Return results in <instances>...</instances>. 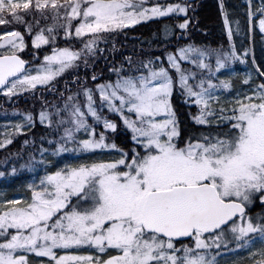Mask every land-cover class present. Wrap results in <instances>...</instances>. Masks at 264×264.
<instances>
[{
  "label": "snow or ice",
  "instance_id": "1",
  "mask_svg": "<svg viewBox=\"0 0 264 264\" xmlns=\"http://www.w3.org/2000/svg\"><path fill=\"white\" fill-rule=\"evenodd\" d=\"M189 7L180 0L166 5L148 0H0V24L51 11L65 38L84 40L80 48H52L33 68L17 54L26 47L24 34L15 28L0 32V45L8 48L0 54V92L8 97L34 94L65 70H78L81 58L87 67L89 58L103 51L98 45L106 34L149 17L187 16ZM221 11L229 49L188 43L138 65L129 60L128 66L110 69L115 79L102 80L94 73L91 80L100 82L82 89L83 104L79 93L69 92L61 108H54L57 130L68 126L49 140L55 147L41 146L44 174L27 185V197L0 198V264H33L30 255L37 264H219L230 243L236 249L253 248L246 257L249 264H264V212L247 211L257 198L264 203V70L257 66L259 83L249 71L243 84L250 87L233 95L230 64L243 62L248 50L240 53L231 44L233 22L223 4ZM247 16L250 27L264 31V0L255 12L250 7ZM189 23L187 18L179 21L180 36L187 35ZM235 23L239 32V21ZM24 26L33 46L55 43L53 25L34 34L30 22ZM170 31L165 25L166 36ZM188 63L207 72L183 66ZM177 87L198 106L192 119L204 131L195 138L180 139L171 103ZM105 107L130 131L131 148L108 142L106 132L118 125L102 115ZM52 115L47 109L38 113L49 126ZM33 120V112H23L13 128L25 131ZM101 122L104 131L97 133ZM104 149L117 154L60 166L44 158ZM36 166L34 157L21 164Z\"/></svg>",
  "mask_w": 264,
  "mask_h": 264
},
{
  "label": "trees",
  "instance_id": "2",
  "mask_svg": "<svg viewBox=\"0 0 264 264\" xmlns=\"http://www.w3.org/2000/svg\"><path fill=\"white\" fill-rule=\"evenodd\" d=\"M219 1L222 3L229 0H191L187 4L190 5L187 12V19L190 23L187 26V35L180 36L182 30L178 28L180 20L175 17H166L164 19L146 21L138 23L129 28L116 30L110 34H106L104 40L98 45L103 51H97L95 56L89 58V64L85 67L83 59L79 64V69L75 72L69 71L63 77H58L55 82L48 86L37 88L33 92H25L12 98L0 96V117L8 118L9 115L15 113H23L35 110L36 106H45L46 104H53L61 101L65 96L56 98L59 93L64 95L69 93L67 88L72 90L79 85L88 86L94 83H99L100 80L93 82L91 76L95 73L100 76L102 80L115 79L114 73H110V69L113 67H119L121 65L128 66L129 60L131 64L138 65L141 60H145L151 57H163L166 51H172L174 47H180L183 44L193 43L200 45L204 48H218L220 46H226L228 42L227 30L224 26V15L219 9ZM49 12L46 13L47 16ZM37 18L39 13L30 14ZM229 19L231 15L228 14ZM30 17L25 15L23 22L12 21L8 24H0V32L9 28H15L22 32L27 37L26 49L28 53L31 52L29 39H31L29 33H26L25 23L29 22ZM183 19V18H182ZM181 19V20H182ZM168 25L171 29L169 35H165L164 26ZM34 29L39 26L31 25ZM55 43H49L47 45H40L37 47L38 53H49L50 48L68 46L71 45L75 48H80L81 42H76L75 39L68 38L66 40L63 35L56 30ZM247 39L244 40L247 44ZM4 52L0 50V53ZM25 58H30L28 54H22ZM76 77L77 79H73ZM84 77H88L87 80ZM171 103L173 109L176 112V116L179 122L180 139L186 140L189 135L195 138V134L204 131V128L199 125L192 117L197 113L193 107L184 104L181 94L177 91V88L171 95ZM18 109L19 111H13ZM5 115V116H2ZM62 127L59 131L57 128L53 130L49 129V126L36 125L28 129L24 135L16 134L12 132L6 138H9L8 144L0 142V172L4 175L0 176V188L5 189V197L9 198L15 195L16 192L24 189L25 184L21 182L27 176L15 174L9 169L10 167H21V164H27L32 158L29 155V151L34 146H45L48 138L61 135ZM117 142L123 145V148H127L129 141L125 138H117ZM26 143V144H23ZM3 144V145H2ZM37 150L40 148H36ZM11 164H10V163ZM261 211V207L258 208ZM255 211V207L249 210L252 214ZM29 260L35 264L33 257L29 256Z\"/></svg>",
  "mask_w": 264,
  "mask_h": 264
},
{
  "label": "rangeland",
  "instance_id": "3",
  "mask_svg": "<svg viewBox=\"0 0 264 264\" xmlns=\"http://www.w3.org/2000/svg\"><path fill=\"white\" fill-rule=\"evenodd\" d=\"M189 1H191V0H180V2H186V3H188ZM175 2H177V0H148L149 4L160 3L163 5H166L167 3H175ZM225 3H226V1H225ZM225 3H220L219 8L221 10V5L223 4V8L226 11V13H229L231 15L230 21L233 22L232 27L234 30L232 40H231V44H234L236 47V50L240 53H243L244 49L248 50L243 62H241L240 60H235L230 64L231 73L234 74L232 77L233 88L235 90L233 92V95H234L235 92H241L246 87H250L249 85L243 84L244 76L249 71H251V74L253 77V82L259 83L260 79H259V73L257 72V66H259L260 69L264 70V31H261L259 29L258 25L255 27H250L249 23H248V16H247V12H248L250 7H251L253 12H255L257 9H259L261 7L262 0H251V2H249V0H229V2H227L226 4ZM52 15L53 14L51 11H49V14H47V16H37V18H35L34 16H32L30 14H27V16L30 17L29 22L31 23V25L39 26V28H44L45 30L47 29V27L49 25H53L56 28V30L59 31L63 35V38H65L62 27H61V21L58 19L56 22H54L52 19ZM169 16L178 18L179 20H181L182 18L185 19L187 17V16L185 17V14H183V13H179V14L169 13V14H164L163 16H160V17H149L146 20H139V21H137L136 24L146 22V21L164 19V18L169 17ZM24 19H25V17H24ZM257 19H258V17H257ZM37 20L39 21V24H37ZM236 21H239V27H240L239 32L235 31V28H236L235 22ZM176 23H179V22H176ZM136 24L125 25L124 28H129V27L134 26ZM32 28H33L32 34H34L35 31L39 30V28L34 29L33 26H32ZM124 28H122V29H124ZM12 29L13 28L8 27L7 30L2 31V32H5V33L10 32ZM73 31H74V25H73ZM26 33H27V31H26ZM45 34L46 35L48 34L47 31H45ZM30 37H31V35H30ZM24 38H25V44H27L26 43L27 37L25 35H24ZM65 39L68 40V38H65ZM245 39L248 40L247 44H246V42H244ZM75 40H76V42L82 41V44L84 43V40L81 38H75ZM29 42H30V46L32 48L30 55H29L30 59H31L29 64L34 68L35 66L43 63V56L45 54H48V53H45V52L42 54L38 53L37 46L32 45L31 39H29ZM226 42H228V44L226 46H224V48L227 50L230 47L229 38L226 40ZM49 43H52V42L50 41ZM212 49H215V48H212ZM0 50L8 51V48L6 46L0 45ZM48 50L50 53L52 48H50ZM24 53L28 54V50L26 49V47L24 49L18 50V52H17V54H20V55H22ZM22 56H24V55H22ZM82 59L83 58H81V61H82ZM214 62L215 61H214V57H213L212 58L213 66H214ZM183 66L190 68L192 71H196L198 73L200 71L207 72V69H203V70L198 69V68L192 66L190 63L185 64ZM69 71H71V69L65 70V72L61 73L58 77H60V76L63 77ZM221 72L225 75H228V72H225L224 70H221ZM58 77H56L54 80H56ZM89 87H94V86L91 85ZM37 88H42V87L38 86ZM82 89L83 88H79V89L73 91L72 93L73 94L79 93L77 98L83 104L85 102V97H84V94L82 92ZM177 91L181 94L184 104L187 106L193 107L197 112L198 106H196L194 103H189L188 100L185 98L183 91L180 88L177 87ZM225 91L227 92V91H231V90H225ZM20 94H23V93H20ZM20 94H18V95H20ZM68 95H69V93L66 95L59 93L56 96V98H60L62 96H65L63 99H61V101H59L57 103L45 105V106H36L35 110L30 111V112H33V114H34V120L31 124L27 125V130L30 129L31 127L36 126V125L37 126L38 125L49 126L47 123H41L39 120L38 113L42 109H47L50 113H53L52 125L49 126V129L53 130L54 128H57L58 126L56 124V120L58 119V117L54 113V108H61V105L64 103L65 99H67ZM0 96L12 98V97H15L17 95H13L12 97H8L3 92H0ZM96 101L98 104L99 103L98 94L96 95ZM61 115H66V113L61 111ZM102 115H107L109 119L115 120L117 122V125H118L117 130H115V131L108 130L106 132V136L108 137V142H115L119 147H123V145L120 142H117V140H119L117 138H119V136L121 135V138H125V139H127V141H129L128 146L125 149L131 148L133 146L131 143V133L122 125V121L119 119L118 115L109 114L106 107L103 109ZM2 116H5V115H2ZM9 116L10 117H8V118L0 117V142L3 141L5 139V137L9 136L12 132H16L13 128V125L17 122H20L22 119V113H15V114H11ZM91 122H92L91 118L89 117V123H91ZM67 126L68 125H66V124L63 125L62 131H63V127H67ZM27 130L21 131V132H16V134L17 135L18 134L24 135ZM96 131H97V133H99L100 131H104L103 126H102V122L96 126ZM6 133H7V135H6ZM56 137H59V135H57ZM9 138L10 137H8L6 139L9 140ZM78 138H81V139L84 138L83 133H81V135ZM49 140H50V138H48L46 140V144H45V146H43L44 149H49L51 147H55V144H51V145L49 144ZM23 144H26V143H23ZM41 146L42 145L34 146V152H33V147H31L32 149L29 151V155H32L35 158V162L38 164V166L32 167V168L25 167L23 169L18 168L16 172H13L15 174L16 173L20 174V172H22L23 173L22 175L27 176V177L24 180H21V182H23V184H25L24 189H22L19 192H16L15 195H13L7 199H15L18 195H23L25 197L30 195V193L27 189V185L29 183L33 182L34 180H39L40 176H42L44 174V171L46 170L45 166L42 163H40V158L42 155ZM36 148H40V149L37 150ZM116 154L117 153L113 150L104 149V150H91L88 154H84V155H82L80 153H76V152L60 153L58 158L51 156V154L49 153V155H46L44 158L49 159V160H53L54 162H56V166H60L64 163H79V162H85V161L91 162L92 160H97V159H108V158H111L112 156H114ZM12 168L13 167H10L9 169L12 170ZM4 193H5V189L0 188V198H6ZM254 204H256V207H261L262 211H255L252 213V215H257L261 212H264V203L260 202L258 198L254 201V203L252 205L248 206V208H252ZM260 246H261L260 241H257L254 247L258 248ZM229 249L230 250L227 253L222 254L219 257V264H249V261L246 259V257L248 256L249 252L253 251V248L242 247V248L236 249L234 247V244L230 243ZM84 251H87V249H84ZM30 256L33 257L35 264H37L36 257L34 255H30ZM44 259H47V258H44Z\"/></svg>",
  "mask_w": 264,
  "mask_h": 264
}]
</instances>
